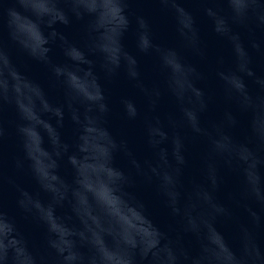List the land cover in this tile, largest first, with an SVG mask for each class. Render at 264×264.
<instances>
[{
	"label": "water",
	"instance_id": "1",
	"mask_svg": "<svg viewBox=\"0 0 264 264\" xmlns=\"http://www.w3.org/2000/svg\"><path fill=\"white\" fill-rule=\"evenodd\" d=\"M27 3L38 11L43 10V0H27ZM177 3L195 17L194 37L190 33L187 37L184 35L188 17L183 13L164 8L159 0H129L131 24L118 44L108 34L86 38L83 22L74 20L68 27L59 26L68 44L64 45L58 38L51 45L52 51L48 54L50 63H43L18 46L10 45L7 61L0 57V66L4 70L3 83L14 84L18 99L31 112L33 149L42 167L49 159L46 150L50 139L57 133L62 143L69 145L68 154L75 157L79 156L77 146L80 145V139H84L85 143L80 147L83 150L90 148L95 157L91 163L75 160L76 167L80 168L84 177V187L100 200L112 204L113 215L124 228V235L142 233L149 239L150 228L156 227L174 245L189 250L193 255H199L203 248L206 254L211 253L217 257L221 264H233V254H238L240 248L238 237L244 228L250 231L253 243L259 246L264 255V227L253 224L250 216V210L259 213L260 206L254 196L247 194L250 189L264 192V166L250 156L255 151L253 132H264V112L258 109L242 111L236 95L231 91L237 81L230 79L233 74L241 75L247 91L253 97L260 94L256 80L264 75V55L251 45L253 41L264 38V33L254 24L245 29L226 31L202 13L196 0H177ZM137 16L147 20L146 29L138 28L135 23ZM17 24L24 31L31 29L27 17L21 16ZM236 32L240 33L239 53L234 40ZM142 34L147 37V53L139 49ZM73 46L88 52V58L94 65L93 75L101 77L111 109L106 121L99 125L103 131L75 124L71 118L72 113L66 108L64 88L53 86L50 65H59L66 70H75L80 66L68 58L69 55L77 54ZM66 49L68 55L65 54ZM172 52L179 54L183 65H195L204 78H185L183 70L178 69L175 86L168 87V74L162 71V65L173 60ZM105 53L114 63L120 64L110 80L104 79L101 68ZM245 59L248 61L247 67L255 73L254 76L239 72ZM133 72L139 73V82L148 92L157 88L162 91L156 111L161 118L156 136L161 142L155 149L147 144L146 95L136 86L137 81L130 79L129 74ZM221 73L229 79H222ZM197 90L204 92L203 100L207 107L203 110L200 109ZM125 99L136 106L138 116L135 120H128L123 114L121 101ZM57 108L64 110L63 127L57 124ZM79 111L83 112V109ZM186 112L195 116L200 131L194 132L190 126L181 128L185 164L180 166L179 182L170 195L164 187L168 181L163 175L167 170L165 160L175 166V146L169 120L186 121ZM3 121L7 135L0 145V165L4 175L0 185V205L24 241L34 251H43L47 226L18 207V189L28 193L33 201H39L44 211L54 213L53 223L58 230L79 231L84 221L94 227L97 242L103 246L104 233L111 230L110 224L105 218L94 214L86 196H81L79 214L74 213L68 203L53 200L32 179L26 168L18 170L15 164L17 159L22 158V151L15 134L17 113L14 106L5 108ZM161 132L167 133L168 139H163ZM105 133L117 142L123 141L126 144V149L115 155L113 163L126 172H132L134 183L127 191L136 201L144 204L143 216L138 215L132 207L121 208L100 179L107 172L103 165ZM89 139L91 144L88 143ZM133 160L142 167L145 162L158 164L160 175L136 177L131 163ZM72 175L73 170L65 157L57 177L49 181L50 187L58 189L62 183L70 182ZM214 206L223 207L225 212L216 211ZM174 207L178 212H173ZM189 221L192 223L189 224ZM192 227L196 229L195 233L186 231ZM218 237H223L227 247L221 245ZM213 244L215 248L209 249L208 246ZM109 256L115 264H119L118 255L109 253Z\"/></svg>",
	"mask_w": 264,
	"mask_h": 264
},
{
	"label": "clouds",
	"instance_id": "2",
	"mask_svg": "<svg viewBox=\"0 0 264 264\" xmlns=\"http://www.w3.org/2000/svg\"><path fill=\"white\" fill-rule=\"evenodd\" d=\"M166 9H172L183 13L188 17L187 31L184 35L187 37L190 33L195 36V17L189 11H185L177 0H159ZM200 5L202 13L213 19L215 25L223 26L224 30L245 29L249 25H256L264 33V0H196ZM129 0H43V10L32 8L27 0H0V57L7 61V49L10 45H16L25 53L33 58L39 59L43 63H50L48 54L52 51L51 45L55 44L57 39L64 45L68 41L59 30V26L68 27L73 21H81L84 24L83 33L86 38L98 37L108 34L118 44L120 37L126 32L131 24L128 14ZM27 17L31 23L29 31L22 30L17 24L21 17ZM135 23L139 29H146L147 20L143 16H137ZM219 31V28H216ZM236 51H241L239 44L240 33L234 35ZM261 55H264V38L259 41H253L251 45ZM139 49L142 53L148 51V41L145 35L140 36ZM76 56H70L69 59L74 64L80 65L75 70L65 69L59 65H50V71L53 76L54 85L64 88L66 96V108L72 113V120L75 124L82 127L103 131L99 127L106 121L110 114L108 97L101 84V77L93 75V61L88 58V52L77 49L73 46ZM65 54L68 55L67 49ZM94 54V53H93ZM173 60L166 61L162 65V71L168 74V87H174L178 75V69H182L185 78L203 79L195 65H183L177 52L171 53ZM248 61L245 59L239 72L243 75L254 76L255 73L247 67ZM120 64L114 63L108 58L107 53L102 61L103 77L110 80L116 73ZM130 79L137 81L136 86L140 87L146 95V115L145 126L147 133V144L155 149L161 142L157 138L156 132L161 125V118L156 114L157 108L162 98V91L157 88L148 92L139 82V73H130ZM222 79H229L220 74ZM230 79L237 81L236 86L231 91L236 95L242 111L260 110L264 112V75L256 80L260 86V94L253 97L248 91L241 75L233 74ZM4 70L0 66V145L7 135V129L3 121V113L7 106H14L17 113V122L15 124V134L19 139L22 158L16 160L18 170H27L32 179L53 198L61 203H68L73 212L79 214L81 206V196L87 197L94 214L105 218L110 224L111 230L104 233L103 246L97 242L96 230L82 221L83 227L79 231L70 229L58 230L52 211H44V206L39 201H33L32 197L18 189L17 205L18 207L33 215L39 223L47 226L46 241L43 251H34L21 237L14 222L8 217L7 213L0 205V264H115L110 258L109 253L118 255L119 264H221V261L212 255L206 254L201 249L199 255H193L189 250L173 244L167 235L156 227H151L149 239L144 234L134 236L124 235V228L117 222V217L113 215L112 204L102 201L93 193L87 192L84 187V177L80 168L76 167L75 160L80 159L91 163L95 157L89 148L83 150L80 145H84L83 138L80 139V145L77 146L79 156L69 155V145L62 143L57 133L50 139L49 147L46 150L49 159L42 167L36 158L33 149V137L31 126L33 123L31 112L26 109L18 99L16 88L13 83L4 84ZM87 87H84V85ZM187 95V93H185ZM200 109L207 107L204 103V92L197 90ZM183 99V97H179ZM123 114L128 120H135L138 116L136 106L129 100H122ZM83 109L80 112L79 109ZM34 111V110H33ZM186 121L178 122L169 120L172 127V142L175 146L174 157L175 166L169 161H164L167 169L163 175L168 181L164 185L166 190L175 189L181 175L180 166L185 164V158L182 154L183 141L181 137L182 127H191L194 132L200 129L195 121L193 114H188ZM55 116L58 117L57 124L63 127L64 110L55 109ZM236 123L235 120L232 121ZM255 151L250 153L252 159L264 166V132L256 133ZM163 139H168V134L161 132ZM91 139L88 143L91 144ZM103 143L106 151L103 156V165L107 170L106 174L101 176V180L110 189L113 199L119 203L121 208L132 207L138 215L143 216L145 206L136 201L127 189L134 183L132 172H126L124 169L116 167L113 163L116 154L126 149L123 141L117 142L107 133ZM216 143L215 140L212 141ZM67 157V164L72 168L73 175L70 182L62 183L58 189H52L49 181L57 177L58 169ZM133 171L136 177H148L150 175H160L159 165L145 162L142 167L137 161L132 162ZM4 181L2 165H0V185ZM215 184V179H213ZM248 195L254 196L260 206L259 213L250 210L252 223L258 227H264V192L256 189H250ZM216 207V211L224 213L223 207ZM173 212H178L173 208ZM192 222L189 221V224ZM195 233L194 227L186 229ZM221 245L224 244L223 237H218ZM239 240V253L233 254V264H264V255L261 254L259 246L252 240V234L247 228L242 229ZM209 249L215 248V245H209Z\"/></svg>",
	"mask_w": 264,
	"mask_h": 264
}]
</instances>
